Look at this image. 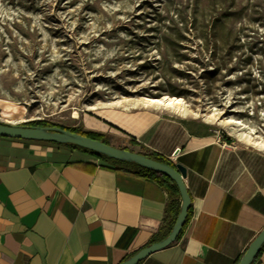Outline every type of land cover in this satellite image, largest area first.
<instances>
[{"label": "rangeland", "instance_id": "rangeland-1", "mask_svg": "<svg viewBox=\"0 0 264 264\" xmlns=\"http://www.w3.org/2000/svg\"><path fill=\"white\" fill-rule=\"evenodd\" d=\"M158 117L155 139L264 151L241 136L264 141V0H0V122L147 152L132 134Z\"/></svg>", "mask_w": 264, "mask_h": 264}, {"label": "crops", "instance_id": "crops-1", "mask_svg": "<svg viewBox=\"0 0 264 264\" xmlns=\"http://www.w3.org/2000/svg\"><path fill=\"white\" fill-rule=\"evenodd\" d=\"M161 121L132 139L185 167L191 207L138 264H237L264 227V151L187 130L155 139ZM167 185L70 144L0 136V264H120L172 230L181 197Z\"/></svg>", "mask_w": 264, "mask_h": 264}, {"label": "water", "instance_id": "water-1", "mask_svg": "<svg viewBox=\"0 0 264 264\" xmlns=\"http://www.w3.org/2000/svg\"><path fill=\"white\" fill-rule=\"evenodd\" d=\"M0 136L75 144L77 146L105 154L117 160L133 161L147 169H151L168 176L175 183L181 197V204L170 233L164 239L141 248L120 264H138L151 253L164 248L175 241L181 232L189 214L191 197L184 182L186 169L180 163L170 165L153 159L147 155L127 149L117 148L105 143L104 141L73 132L69 129L58 128L56 126H26L23 124L0 123ZM178 152L179 148H176L174 155H177ZM263 244L264 227L250 242L237 264H251L258 255Z\"/></svg>", "mask_w": 264, "mask_h": 264}, {"label": "trees", "instance_id": "trees-1", "mask_svg": "<svg viewBox=\"0 0 264 264\" xmlns=\"http://www.w3.org/2000/svg\"><path fill=\"white\" fill-rule=\"evenodd\" d=\"M0 123H2V122H0ZM23 125H26V126H51V124H49L45 121H33L30 123H25ZM56 127L63 128V129H69L73 132H77V133H80V134H83V135L104 141L105 143H108L107 141H105L101 137V135L99 133L94 132V131H82L78 128L77 129L76 128H66V127H62V126H56ZM132 141L134 144L140 145V143L137 142L135 139H132ZM70 145L75 147V148H80V149H83V150L88 151L90 153H93V154L99 156L100 158H102L104 160L110 161L111 163L118 166L123 171L129 172V173H132V174H135L138 176H142V177L152 178V179L156 180L157 182H159L160 184H162L163 186L167 187L168 186L167 183L170 182L172 184V187L177 190L175 183L168 176H166L164 174L158 173V172L151 170V169H147V168H145V167H143V166H141V165H139L133 161L117 160V159L109 157L105 154L98 153V152L92 151L90 149H86V148L77 146L75 144H70ZM123 149H127V148H123ZM127 150H129V149H127ZM138 153L147 155L153 159H156L158 161L172 165V163L166 157L160 155L157 152L146 153L144 151H139ZM168 188H169V186H168ZM180 233H179L178 237L180 236Z\"/></svg>", "mask_w": 264, "mask_h": 264}, {"label": "bare ground", "instance_id": "bare-ground-1", "mask_svg": "<svg viewBox=\"0 0 264 264\" xmlns=\"http://www.w3.org/2000/svg\"><path fill=\"white\" fill-rule=\"evenodd\" d=\"M149 103H158V104H162L164 106H179L181 104V99L179 98H174V97H164V98H160V99H147ZM74 116H77V112L74 113ZM234 122L232 119H228L225 121V123H231ZM239 124V122H236ZM152 132V129L149 130V133ZM241 136L243 138H245L248 142H251L255 145H257L258 147H263L264 148V141L263 140H255L253 139V137L251 135H246L245 133H242ZM141 140L146 141L148 139V136L146 134L141 135L140 136Z\"/></svg>", "mask_w": 264, "mask_h": 264}, {"label": "built area", "instance_id": "built-area-1", "mask_svg": "<svg viewBox=\"0 0 264 264\" xmlns=\"http://www.w3.org/2000/svg\"><path fill=\"white\" fill-rule=\"evenodd\" d=\"M221 138V137H220ZM222 144L224 146H230L231 148H236V146H234L233 144L227 143L226 140H223Z\"/></svg>", "mask_w": 264, "mask_h": 264}]
</instances>
